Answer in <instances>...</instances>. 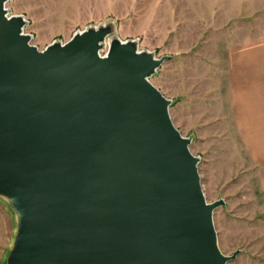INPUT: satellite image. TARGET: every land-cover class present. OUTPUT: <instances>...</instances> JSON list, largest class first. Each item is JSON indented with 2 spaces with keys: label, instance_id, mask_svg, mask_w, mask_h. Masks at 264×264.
Returning a JSON list of instances; mask_svg holds the SVG:
<instances>
[{
  "label": "water",
  "instance_id": "95a60500",
  "mask_svg": "<svg viewBox=\"0 0 264 264\" xmlns=\"http://www.w3.org/2000/svg\"><path fill=\"white\" fill-rule=\"evenodd\" d=\"M0 0L6 264H227L200 158L150 79L166 58L88 27L41 50Z\"/></svg>",
  "mask_w": 264,
  "mask_h": 264
},
{
  "label": "rangeland",
  "instance_id": "374dc122",
  "mask_svg": "<svg viewBox=\"0 0 264 264\" xmlns=\"http://www.w3.org/2000/svg\"><path fill=\"white\" fill-rule=\"evenodd\" d=\"M32 44L43 50L88 27L166 60L150 79L171 100L170 115L200 158L202 188L214 212L227 264H264V0H10ZM16 216L0 197V264Z\"/></svg>",
  "mask_w": 264,
  "mask_h": 264
},
{
  "label": "built area",
  "instance_id": "2783aa9c",
  "mask_svg": "<svg viewBox=\"0 0 264 264\" xmlns=\"http://www.w3.org/2000/svg\"><path fill=\"white\" fill-rule=\"evenodd\" d=\"M9 16H11V15L9 14ZM23 33L27 34V33H26V26L23 28ZM101 55H103V56H104V54H103V53H101Z\"/></svg>",
  "mask_w": 264,
  "mask_h": 264
}]
</instances>
